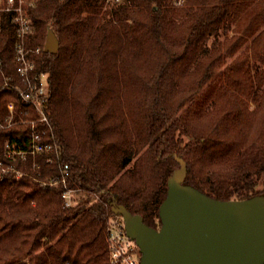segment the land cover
Returning <instances> with one entry per match:
<instances>
[{
	"label": "trees",
	"instance_id": "16d2710c",
	"mask_svg": "<svg viewBox=\"0 0 264 264\" xmlns=\"http://www.w3.org/2000/svg\"><path fill=\"white\" fill-rule=\"evenodd\" d=\"M36 1L26 47L41 50L48 126L19 97L0 15V121L14 105L0 130V264H112V208L157 231L174 157L184 185L214 200L264 197V0ZM31 121L54 152L7 158L6 142L30 148Z\"/></svg>",
	"mask_w": 264,
	"mask_h": 264
},
{
	"label": "water",
	"instance_id": "95a60500",
	"mask_svg": "<svg viewBox=\"0 0 264 264\" xmlns=\"http://www.w3.org/2000/svg\"><path fill=\"white\" fill-rule=\"evenodd\" d=\"M57 48L48 30L43 49L54 55ZM174 159L179 168L167 182L157 231L122 206L112 208L138 247L140 264H264V197L214 200L184 185L186 165Z\"/></svg>",
	"mask_w": 264,
	"mask_h": 264
},
{
	"label": "built area",
	"instance_id": "2783aa9c",
	"mask_svg": "<svg viewBox=\"0 0 264 264\" xmlns=\"http://www.w3.org/2000/svg\"><path fill=\"white\" fill-rule=\"evenodd\" d=\"M105 6H117L125 0H103ZM186 0H175L176 6H181ZM36 0H0V15L7 14L10 23L16 34V42L14 45V66L15 73L22 87L18 88L20 99L26 102L38 114V123L48 126V82L47 76L43 72H38L32 56H39L41 50L29 49L26 47V37L31 31L30 18H28V10L35 8ZM0 75L2 76V67L0 62ZM6 86V84H4ZM8 118L0 121V130L7 129L13 120L14 105L9 103L7 106ZM31 125V143L28 150H21L13 143L6 142L4 148L7 158L18 157L20 161H25L28 155H40L42 152L52 153L55 148L49 143L42 142V136L34 130V121L29 122ZM68 169L64 166V172ZM5 173L6 170L2 169ZM20 176L19 173H16ZM64 182V180H63ZM71 191L63 192L64 205L69 207L72 205ZM108 254L112 264H140V253L135 242L130 240L125 233L124 225L121 217H111L108 220Z\"/></svg>",
	"mask_w": 264,
	"mask_h": 264
}]
</instances>
